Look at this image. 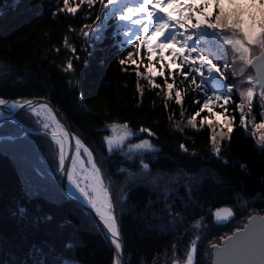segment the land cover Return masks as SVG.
<instances>
[{
	"label": "trees",
	"instance_id": "1",
	"mask_svg": "<svg viewBox=\"0 0 264 264\" xmlns=\"http://www.w3.org/2000/svg\"><path fill=\"white\" fill-rule=\"evenodd\" d=\"M55 3L0 0V97L50 101L65 116L72 131L92 148L116 198L131 189L128 212L122 216L118 212L126 264H155L157 259L159 264H171L174 244L178 245L183 264L187 245L197 235L201 240L195 261L212 264L206 254L210 242L243 226L249 208L257 212L264 209V196L258 195L264 193V153L254 138L237 127L230 147L228 141L223 144V158L228 160L225 165L210 152L209 129L197 132L186 127L180 132L169 123V109L157 96L159 90L146 92L140 103L135 66L125 72L119 64L131 45L123 35H116L115 20L104 22L101 40L90 37L91 43L85 45L79 29L82 23H93L92 18L84 19L86 13L81 12L75 17L61 15L53 19ZM95 11L99 12V7ZM70 27L77 32L70 33ZM65 34L82 59L89 60L87 65L82 60L77 62L75 76L64 73L61 67L72 58L70 50L63 47ZM57 47L60 53L55 51ZM85 47L87 51H79ZM6 69L12 74L3 75ZM185 107L189 114L199 109L193 99ZM37 119L23 112L0 128V137L5 138L0 139V238L7 242L0 250V259L22 254L16 245L23 243V254L36 244L45 251L54 247L62 258L75 264H112L113 250L98 227L62 192L57 146L45 135L25 134V127L44 131ZM113 120H127L134 130L143 125L156 132L155 137L140 134L141 139H151L156 148L142 157L151 168L146 176L130 178L127 171H119L125 168L137 172L140 156L129 160L121 152L108 154L103 136L110 133L103 125ZM133 142L138 140L134 138ZM182 143L189 148L187 153L179 148ZM193 150L196 157L192 156ZM241 164L247 167L242 169ZM193 174L200 186L189 194L185 184ZM189 196L192 203L182 209V202ZM172 203L184 215L182 223L174 225L164 211ZM21 207L27 209L24 217L16 214ZM221 207H231L236 216L225 225H216L211 213ZM46 216L52 219L44 220ZM197 220L203 227H193ZM68 241L73 244L71 249L64 247Z\"/></svg>",
	"mask_w": 264,
	"mask_h": 264
},
{
	"label": "snow or ice",
	"instance_id": "2",
	"mask_svg": "<svg viewBox=\"0 0 264 264\" xmlns=\"http://www.w3.org/2000/svg\"><path fill=\"white\" fill-rule=\"evenodd\" d=\"M97 7L99 12L95 11ZM81 12L86 13L84 19L93 20L91 24L82 23L79 29L85 45L91 43L90 37L101 40L105 21H116V35H123L131 45L119 64L125 72L129 66H135L133 71L141 104L146 92L159 90L157 96L163 107L169 109V123L180 132L186 127L197 132L209 129L210 152L225 165L228 160L223 158V144L228 141L230 147L237 127L254 138L259 151L264 153V0H56L52 18L75 17ZM68 31L76 33L77 29L70 27ZM63 47L70 50L72 58L61 66L62 71L75 76L77 62L82 60L83 65H87L89 60L82 59L68 34L64 36ZM87 50L85 47L79 51ZM55 51L60 53L61 48ZM10 74L11 69L3 73ZM80 99L83 101V93ZM189 99L199 106L192 114L188 113L191 105L185 107ZM0 107L8 112V119L20 109L38 118L37 123L46 137L50 136L58 148V166L67 176L69 193H78L106 230L113 246L112 264H126V245L118 212L120 216L128 212L126 203L131 189L116 198L105 182L92 148L58 118L57 110L46 100L21 97L9 101L0 97ZM4 115L5 111L0 110V117ZM177 116L180 119L177 120ZM103 128L110 133L103 136L109 155L121 152L129 160L137 155L141 157L137 172L125 168H120V172L127 171L130 178L151 172L150 164L142 157L156 148L151 139H141L140 134L155 137L157 134L152 128L141 125L134 130L127 120L106 122ZM134 138L138 142L134 143ZM179 148L185 153L189 151L183 143ZM192 156H197L195 150ZM69 160L70 167L66 163ZM240 167L247 166L241 164ZM199 186L195 174L185 184L189 194ZM258 195L264 196V193ZM189 203H192L190 196L182 202V209L186 210ZM26 211L21 207L16 214L24 217ZM164 211L174 225L185 219L174 203L168 204ZM211 215L217 221H229L236 216L231 207L217 208ZM43 219L50 221L52 217ZM193 227L203 225L197 220ZM200 240L197 235L188 243L183 264H198L195 257ZM6 245L7 242L0 238V250ZM23 246V243L16 245L22 254L0 259V264H75L62 258L52 246L45 251L44 247L32 244L26 254H23ZM64 247L71 249L73 244L68 241ZM206 254L212 264H264V209L257 212L249 208L243 226H236L230 234L210 242ZM155 264H159L158 259ZM171 264H182L176 244L172 246Z\"/></svg>",
	"mask_w": 264,
	"mask_h": 264
},
{
	"label": "water",
	"instance_id": "3",
	"mask_svg": "<svg viewBox=\"0 0 264 264\" xmlns=\"http://www.w3.org/2000/svg\"><path fill=\"white\" fill-rule=\"evenodd\" d=\"M24 99H28V98H24ZM9 101H11L10 99H8ZM28 100H46V99H28ZM47 102L50 103V105L57 110L58 112V118L67 125V127L69 129H71V126L69 124V122L67 121V119L65 118V116L62 114V112L56 108L50 101L46 100ZM6 111V110H5ZM23 111H25L24 109H20V110H16L12 116L11 119H8V112L7 115L5 117H3L2 119H0V127H2L7 121H10L14 118H16L20 113H22ZM72 130V129H71ZM26 132H31L30 129H26ZM46 135V134H45ZM49 138H51L50 136H48ZM69 156H71V153H68ZM67 165L70 167V160L66 162ZM60 172V170H59ZM60 176H61V185H62V190L66 196V198L69 201H72L73 203H75L81 210L84 211V213L93 221V223L98 227L101 235L103 236V238L105 239V241L111 246V248L113 249V246L110 243V240L107 237V233L106 230L103 228L102 224H100L99 219L95 216V213L91 211V209L82 201V200H78L77 198L73 197L69 191H68V180H67V176L63 173L60 172ZM224 208V207H222ZM215 211V210H214ZM213 211V212H214ZM232 219H230L229 221H217L215 219V217L213 216V222L216 225H225L227 223H229Z\"/></svg>",
	"mask_w": 264,
	"mask_h": 264
},
{
	"label": "bare ground",
	"instance_id": "4",
	"mask_svg": "<svg viewBox=\"0 0 264 264\" xmlns=\"http://www.w3.org/2000/svg\"><path fill=\"white\" fill-rule=\"evenodd\" d=\"M0 110H3V111H5L2 107H0ZM7 115V112L5 111V115H4V117ZM3 117H0V119H2ZM70 166H71V164H70ZM69 189H70V185H69V182H68V191H69ZM73 192L75 191L74 189L72 190ZM73 197H75V198H77L78 200H82V199H80L79 198V194L78 193H76L75 195H72ZM83 201V200H82ZM84 202V201H83Z\"/></svg>",
	"mask_w": 264,
	"mask_h": 264
}]
</instances>
